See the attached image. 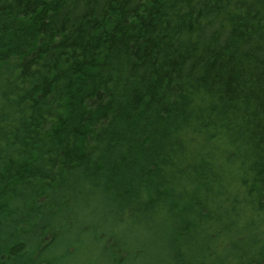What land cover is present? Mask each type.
I'll return each mask as SVG.
<instances>
[{"label": "trees", "instance_id": "1", "mask_svg": "<svg viewBox=\"0 0 264 264\" xmlns=\"http://www.w3.org/2000/svg\"><path fill=\"white\" fill-rule=\"evenodd\" d=\"M0 264H264V0H0Z\"/></svg>", "mask_w": 264, "mask_h": 264}]
</instances>
